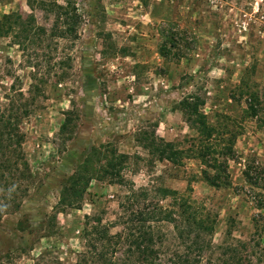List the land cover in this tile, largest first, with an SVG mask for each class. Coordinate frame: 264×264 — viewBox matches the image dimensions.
<instances>
[{
	"label": "rangeland",
	"instance_id": "rangeland-1",
	"mask_svg": "<svg viewBox=\"0 0 264 264\" xmlns=\"http://www.w3.org/2000/svg\"><path fill=\"white\" fill-rule=\"evenodd\" d=\"M76 1L79 37L68 46L65 79L54 77L59 56L40 50L31 59L33 81L30 58L10 38L0 39L1 100L12 84L26 95L34 84L26 106L36 109L21 123L30 190L17 211L0 216V264H74L85 250L86 215L113 223V233L122 228L115 222L131 182L149 190L139 196L149 211L177 210L157 188L178 192L214 227V244L254 238L264 248V0ZM12 11L29 12L27 0L0 1V15ZM35 14L51 24L43 11ZM247 91L257 94V101L249 98L256 115ZM187 95L199 96L208 122L234 139L221 186L202 178L196 157L173 164L147 147L152 136L189 147L196 133L178 109ZM93 149L108 158V150L126 154L122 175L129 184L93 179L78 208L59 210L63 185ZM157 226L167 234L165 251L184 249L173 223Z\"/></svg>",
	"mask_w": 264,
	"mask_h": 264
},
{
	"label": "trees",
	"instance_id": "trees-1",
	"mask_svg": "<svg viewBox=\"0 0 264 264\" xmlns=\"http://www.w3.org/2000/svg\"><path fill=\"white\" fill-rule=\"evenodd\" d=\"M140 1L148 5V0ZM27 6V13L12 11L0 15V39L10 38L27 55L26 58H30L28 66L34 70L30 73L33 81L37 80L38 70L31 59L37 56L38 51L59 56L60 61L54 64L59 66L54 75L59 82L68 77V69L72 68L68 46L79 37L77 1L27 0ZM37 9L43 11L46 19H51L49 26L38 21ZM171 34L164 35L173 40ZM34 86L31 84L26 95L22 88L16 89L12 84V93L5 97L6 101L0 98V216L17 211L30 190V168L22 147L26 134L21 129V123L36 110L26 106V100L34 96ZM243 94L246 99L258 100L256 93L247 91ZM250 99L247 107L252 115H256ZM203 105L204 101L193 95L185 96L178 104L184 121L196 133V136L186 140L189 147L181 149L176 142L155 136L151 137V144L147 147H155L158 160L173 164H180L184 158L196 157L204 165L202 178L217 187L225 184L227 179L228 162L234 159V139L226 137L224 132L208 122ZM68 124L69 118H66L60 133ZM108 153L110 158L102 156L96 149L89 153L63 185L57 204L59 210L78 208L93 179H105L124 186L129 184L122 175L128 156L116 150H108ZM101 159H104L102 164L98 163ZM127 188L124 200L119 203L115 222L122 228L113 233V223H105L99 214L86 215L83 230L85 250L77 253L74 264H264V248H256L254 238L214 244V227L207 223V217L201 210L179 196L178 192L157 188L155 191L161 192L164 197H173L177 210L159 206V209L149 211L139 198L147 196L149 190L135 188L132 182ZM161 221L173 223V238L178 239L184 249L177 248L171 252L163 249L161 244L167 239V234L157 233V224Z\"/></svg>",
	"mask_w": 264,
	"mask_h": 264
}]
</instances>
